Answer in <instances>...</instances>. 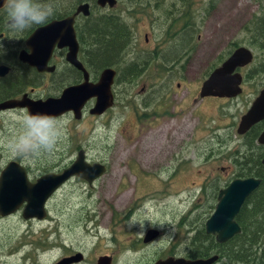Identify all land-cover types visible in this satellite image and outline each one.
Returning <instances> with one entry per match:
<instances>
[{"label": "rangeland", "instance_id": "rangeland-1", "mask_svg": "<svg viewBox=\"0 0 264 264\" xmlns=\"http://www.w3.org/2000/svg\"><path fill=\"white\" fill-rule=\"evenodd\" d=\"M204 1L197 0L198 5L203 6ZM223 2L224 8L218 11L204 12L202 8L191 13L184 38H173L171 33L179 32L181 19L165 25L163 10L149 13L150 20L134 22L141 53L135 60L136 69L142 70L135 84L160 83L163 73L156 72L162 70L160 64L167 67L171 86L167 119L136 122L131 114L122 113L117 97L114 107L102 117L86 113L81 120L72 115L55 120L48 130L57 138L53 150L41 148L39 154L25 159L14 155V150L21 139L37 143L36 133L24 116L12 112L1 116L0 171L9 161L17 160L34 179L45 171L60 172L69 167L79 150L84 151L88 163L103 164L106 171L90 186L77 177L64 183L46 202L48 216L44 221L26 222L22 208L0 217V264H55L73 250L85 251L93 261L101 254L117 256L124 237L132 236L127 239L129 244L135 233L138 236L136 228H126L130 219L146 225L170 224L174 231L182 232L184 227L178 223L182 218L180 223H187L189 238L194 230L204 229L203 221L215 204L211 198L215 189L212 191L210 184L224 177L225 170H236L231 159L237 154L239 161L250 162L235 123L262 81L261 75L247 78L242 93L231 101L191 99L208 69L226 54L228 42L242 37L244 25L264 7V0ZM105 28L103 23L98 25L99 30ZM259 32L264 34V27ZM143 33L147 34V45L142 44ZM151 48L157 51L150 54L153 59L142 56ZM254 52V64L260 63L263 53L258 49ZM164 56L171 60L166 63ZM146 59L149 61L144 64ZM133 62H128L129 70ZM176 82L180 88L175 87ZM220 140H225L223 148Z\"/></svg>", "mask_w": 264, "mask_h": 264}, {"label": "flooded vegetation", "instance_id": "flooded-vegetation-1", "mask_svg": "<svg viewBox=\"0 0 264 264\" xmlns=\"http://www.w3.org/2000/svg\"><path fill=\"white\" fill-rule=\"evenodd\" d=\"M112 1L114 5L110 7L108 3L104 4V6H101L98 3V0H42L43 3H50L53 6L54 15L48 20L46 24L33 26L30 30L24 32L23 34H13L11 31H9L6 28L5 13L2 10H0V40L4 41L5 46L8 50L7 55L0 57V66H3L7 69L5 73L2 76H0V88L1 90H5L6 92L5 94L6 96L3 97L6 99L0 101V103L7 100H20L23 97H26L27 99L32 101L46 100L48 98H58L60 97L64 89L79 85L80 83L83 82V72L81 70H78L76 66L68 62L66 59L68 54L67 47L58 48L55 44V47L52 49L49 58H47L46 64L42 68V71H38L36 67L30 66L28 63L24 62L21 58L23 55H29L31 53V51H29V48H27L26 45L29 43L28 40L36 31L47 26L53 21H61L66 18H70L72 16H73L72 27L74 30L76 41L78 43V52L76 55L77 60L86 70L88 74L89 82L92 83L97 82L102 70L96 74L97 76L93 75V65L90 54L89 53L87 54L85 53V51H83V46L88 45L92 40L91 33H92L93 17L95 16L98 17V15L103 17H108L109 15L117 14V17L119 18L121 23L120 26L121 27L122 25L126 26V28L128 29L126 31L128 35V44L125 52L121 57L119 63V69H115L112 67V69L116 71V76L114 78V83L112 86L114 103L112 107L106 110L104 114L100 115V117L106 115L114 107L115 99L118 97L121 104L122 113L131 114L133 116L134 121L136 122H138L139 120L148 121V119H149L148 122H156V120L158 121V119H161L162 121L164 119H167L168 118V115H166L167 102H169V99L171 97V91H170L171 86H169L170 81L167 79L170 78V76H168L169 72L166 69L167 67L160 64L159 67H161L162 70L156 72L157 74L163 73L161 80H158V82L160 83L149 84L145 86L140 85L139 87H137L138 83L135 84L136 79L140 76L142 70L136 69L137 62H135V60L137 59V57L139 58L138 55H140L141 53L138 50L139 37L137 32H135L133 28L134 22L138 21L137 19L140 18L144 19L145 21L147 19L150 20L151 17L149 13L151 12L155 13V11L157 12L158 10L160 11L163 10L167 15V17L165 16L162 18L163 24L169 25V23H171L172 21H175L176 19L178 20L179 18L181 19L182 27L179 29V32L175 31L176 33L175 32H171V33L173 38H178V37L184 38L185 31L188 29V24L190 25L191 23L189 22V18H188L192 16L190 15L191 13H193L197 9H202V8L204 12H206V10L218 11V9L224 8L223 6L224 0H206L204 1L203 6H201L200 4L198 5L197 0H112ZM229 9L231 10L230 7ZM259 15L261 17V20L259 22L255 21L254 23L255 17ZM234 19L235 17L233 16L231 25H234ZM128 20L132 21V23L129 24ZM261 27H264V7L260 9V12L252 16L248 20V22L244 25L243 27L244 33L242 37L232 39L230 42H228L229 46L226 54L222 57L220 62L216 66H214L215 68L218 67L220 63L224 59H226V57L228 58V56L232 53V51L237 47L238 48L245 47L250 51L252 56L251 61L245 63L243 67L240 68L237 67L234 69V71H237L241 77V83H240L241 92L237 94L235 97L239 96L242 93V86L246 83L247 78L255 79L257 78L258 75H261L262 81L258 84L257 88L255 89L254 95L250 97V100L248 101V106L246 107L244 113L246 112V110L248 109L254 98L258 95V92L264 89V56H263L264 34H260L259 32V29ZM142 41H143L142 44L147 45L148 38L146 33H143ZM253 45H255L256 48H254ZM151 49L152 50H148V52L143 53L142 56H144L145 58L149 57V59L150 58L153 59V57H150V54L153 53L155 54L157 51H154L153 48ZM256 49L262 52L263 55H261L262 58L260 63L257 62V64L255 63L256 64L255 65L254 62L256 60V57L254 50ZM149 59H146L144 64H146L149 61ZM163 60L166 63L168 62L166 57L163 58ZM131 61L134 62L132 65H130L131 70H129L128 62L131 63ZM116 82L118 83L117 85H115ZM254 83H256V81ZM175 87L176 88L181 87L179 85V82L175 83ZM198 89L196 96L191 98L192 100L198 99L196 101H201L202 99H216V100L227 99L228 101H231L235 98V97L232 99H228L226 97L216 98V96H211V95L207 97L199 96ZM48 91H50L51 93H49ZM117 92H119L120 94L119 96L116 95ZM0 98H2V95H0ZM94 103H95L94 99H91L86 103L84 109L82 110V118L86 113H88L91 117H99V116L91 115L89 113V110L93 107ZM26 111H27L26 108H13L5 111H0V120L2 115L9 112H12V115L14 116L19 115L25 117ZM71 115L72 113L68 112L62 116L55 118V120ZM235 124L237 126V123ZM255 127L259 128V131L256 136L257 139L259 133L264 129V119H261L259 122L255 123L254 125L252 124L243 134H238V133L236 134H238L239 137H241L242 139L246 138V135L250 132V130ZM212 130L214 131L213 127ZM235 132H236V127H235ZM256 144L258 143L256 142ZM258 145H260L259 147L261 148L263 155L264 144H258ZM200 150H201V154H203V148ZM15 161L20 163L24 167L30 182H35L37 178H39L40 176L46 173H59L53 171H49V172L45 171L44 174H41L39 177L32 179L30 178L29 169L25 165H23L20 161L17 160ZM231 161H233V159H231ZM229 170L230 169L225 170V172H223V175H225L224 177H221L220 179L217 178L213 184H210V188L212 190L215 189L213 195L211 192V198L215 199V201H216L215 196H217L218 191L222 190L226 184H228L230 181L235 179V176L233 174L234 167L232 168V171L229 172ZM159 174L160 173L158 172V175ZM23 205H25V203ZM25 221L33 222L39 220L29 219ZM179 221L182 222V218H180ZM180 222L178 223L180 226L184 227L183 228L184 231L182 230L181 232L180 229L177 230L175 228L176 229L175 236L174 239L171 241V243H169L167 239L166 241L163 240L165 239L163 238L165 233L169 231V227L173 228V226H168L170 224H167V227L160 230L148 229V231L154 232L155 235L147 240L144 239L145 236L143 237H141L140 235L136 236L135 233L134 235L135 239L130 241L129 244H127L126 243L127 239L132 236L127 237V239H125L124 237L122 240L124 245H121L117 248L118 249L116 254L117 256H115L113 253L101 254L97 257L95 261H93L92 258H90V256L85 253V251L73 250L71 254L62 257L55 264H58L63 259L72 256L75 257V260L70 264H97L98 260L101 257H107L110 260V264H115L116 262L120 264H156L157 262L164 263L168 260L171 261L173 259L174 260L184 259L186 261H192L197 259L204 260L211 257H215V260L208 264H246V262L234 263L233 261L230 260H228L227 262L224 257L222 258V256L218 251V248L220 249V245L223 248L227 246L229 248L234 249V243H235L234 235L229 237L228 240H226L225 242L221 243L215 241L214 237L209 235V233H206L203 229L201 231L194 230V232L191 234V237L189 238L187 223L183 221V223L181 224ZM178 226L175 225V227ZM180 249L186 251L187 255L181 257L179 251ZM249 264L252 263L249 262Z\"/></svg>", "mask_w": 264, "mask_h": 264}, {"label": "water", "instance_id": "water-1", "mask_svg": "<svg viewBox=\"0 0 264 264\" xmlns=\"http://www.w3.org/2000/svg\"><path fill=\"white\" fill-rule=\"evenodd\" d=\"M98 3L101 6L107 3L110 7L114 5L112 0H98ZM72 24L73 16L61 21H53L36 31L26 45L31 53L23 55L21 58L30 66L36 67L38 71H42L55 44L58 48L67 47L66 59L83 72V82L64 89L58 98L32 101L23 97L20 100L4 101L0 103V111L26 108L28 114L53 118L71 112L75 120H81L82 110L91 99L95 100L93 107L89 110L91 115L100 116L112 107L114 103L112 86L116 71L112 68H106L101 71L97 82H89L86 70L76 57L78 43ZM251 57L247 48H235L228 58L226 57L218 67H214L202 80L198 89L199 96L211 95L216 96V98H234L241 92V77L234 69L243 67L245 63L251 61ZM6 70L5 67L0 66V76ZM261 119H264V89L258 92L246 112L239 117L236 133L243 134L252 124L254 125ZM256 142L264 144V129L259 133ZM260 161L264 166V154ZM105 171L106 167L103 164L88 163L84 151L80 150L75 161L69 167L59 173H46L37 178L35 182H30L24 167L16 161H9L0 171V217L9 216L22 208L23 219L43 221L48 216L45 207L46 202L64 183L72 177H79L90 185ZM259 184H261L260 180L253 176L248 178L237 177L226 184L222 190L218 191L213 210L203 221L204 231L213 236L215 241L221 243L228 240L232 235L238 234L240 228L234 218L243 201ZM24 203L25 205H23ZM154 235V232L147 231L144 239H150ZM74 260L75 257L72 256L63 259L58 264H70ZM214 260L215 257L192 261L173 259L156 264H208ZM97 264H110V260L107 257H101Z\"/></svg>", "mask_w": 264, "mask_h": 264}, {"label": "trees", "instance_id": "trees-1", "mask_svg": "<svg viewBox=\"0 0 264 264\" xmlns=\"http://www.w3.org/2000/svg\"><path fill=\"white\" fill-rule=\"evenodd\" d=\"M260 20L261 17L259 15L255 17L254 23ZM101 23L107 26V28L99 30L98 25ZM120 24L117 14L109 15L108 17L98 15V17L95 16L92 18V44L91 46L89 44L83 46V51L90 54L93 75L97 76L96 74L105 68L113 67L119 69L121 57L128 44V35L126 32L128 29L123 25L122 27L124 28H122ZM167 60L171 59L168 58ZM216 65H212L208 69L207 74ZM0 92V95H2L0 101H3L6 99L3 98L6 96V92L1 89ZM258 131L259 128H252L246 135V138L242 139L243 149L248 151V160L250 162L239 161L237 157L239 154L233 159V163L236 165V170L234 168V176L236 178L253 176L258 178L261 184L243 201L234 218V221L240 228L239 233L234 235V249L227 246L223 248L221 245L220 249L218 248L220 255L227 262L230 260L234 263L246 262V264H249L251 262L254 264L257 261L256 264H264V166L260 161L263 156L262 150L259 147L260 145L255 142ZM224 141H219L221 148L225 146Z\"/></svg>", "mask_w": 264, "mask_h": 264}, {"label": "clouds", "instance_id": "clouds-1", "mask_svg": "<svg viewBox=\"0 0 264 264\" xmlns=\"http://www.w3.org/2000/svg\"><path fill=\"white\" fill-rule=\"evenodd\" d=\"M0 10L5 13L6 28L13 34H23L33 26L46 24L54 15L53 6L50 3H43L42 0H0ZM7 51L4 41L0 40V57L7 55ZM25 120L36 133L38 142L34 144L32 141L21 139L18 141V146L13 154L27 159L31 155L39 154L41 148L43 151L51 152L55 147L57 138L50 135L48 130L56 124L55 118L42 115L34 116L26 111ZM126 228L128 230L136 228L137 234L143 237L149 228L163 229L165 225L163 223L156 224L155 222H149L146 225L143 222L130 219ZM174 236V229L169 228L163 238L171 243ZM179 251L181 257L187 255V252L183 249Z\"/></svg>", "mask_w": 264, "mask_h": 264}]
</instances>
